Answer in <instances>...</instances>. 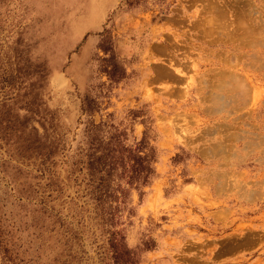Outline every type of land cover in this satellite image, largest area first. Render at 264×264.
<instances>
[{"label":"rangeland","instance_id":"rangeland-1","mask_svg":"<svg viewBox=\"0 0 264 264\" xmlns=\"http://www.w3.org/2000/svg\"><path fill=\"white\" fill-rule=\"evenodd\" d=\"M0 264H264V0H0Z\"/></svg>","mask_w":264,"mask_h":264},{"label":"bare ground","instance_id":"bare-ground-1","mask_svg":"<svg viewBox=\"0 0 264 264\" xmlns=\"http://www.w3.org/2000/svg\"><path fill=\"white\" fill-rule=\"evenodd\" d=\"M208 23H211L210 21H208Z\"/></svg>","mask_w":264,"mask_h":264}]
</instances>
